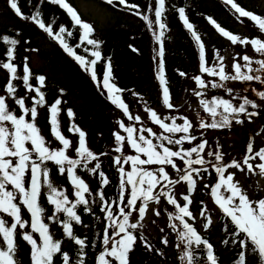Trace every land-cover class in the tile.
<instances>
[{
  "label": "snow or ice",
  "instance_id": "obj_1",
  "mask_svg": "<svg viewBox=\"0 0 264 264\" xmlns=\"http://www.w3.org/2000/svg\"><path fill=\"white\" fill-rule=\"evenodd\" d=\"M50 2L58 5L68 13L73 26H79L80 43L75 47L79 48L84 42L93 46L94 50L90 52L93 59L87 60L84 56L78 55L73 47L69 46L64 34L66 33L67 36L71 37L73 32L65 26L60 25L58 31H54L51 23H45L41 19L39 8L31 15H24L18 6V0H8L10 8L18 17L32 21L49 36L59 41L64 51L72 56L81 68L90 73L91 79L97 82L98 89L102 86L107 91L109 101L121 109L129 120L140 121V116L133 117L130 114L128 105L119 95L124 89L119 88L113 82L110 58L105 65L103 80H97L96 65L103 57L99 50L102 42L91 38L94 27L89 22L83 21L76 9L67 0H50ZM106 2L112 4L113 0H106ZM224 2L230 5L234 12L238 14V19L240 17L248 18L254 23L259 32L264 34V16L246 10L236 0H224ZM119 4L125 5L129 9H136L134 14L141 16L147 22L148 28L153 30L156 41H161L167 27L163 22L165 0H156L154 22L149 19L147 14H141L138 5H130L127 0H119ZM151 10V5H149V11ZM178 12L185 28L189 30L198 45L200 72L219 78L218 81L211 83V87L224 88L231 96L234 89L227 86L225 83L227 81H256L260 85H264V39L260 37H242L226 30L212 17H207L209 23L233 45L240 44L245 47L250 45L254 53L262 57L254 59L247 53L242 56L237 54L238 59L237 57L233 58L232 72H228L225 57L220 55L219 50H216L214 52L216 62L208 66L205 44L201 35L186 16L185 8L180 7ZM153 23L158 26L159 31L153 29ZM0 41L8 46L6 49L7 62L0 61V67L9 73V78L4 87L6 95L0 94V264H23L19 258L18 237L30 247V264H55L54 258L57 256L60 257L62 264H85L87 255L85 248L88 247L87 237L81 238L76 235L74 227L75 225H83L82 217L77 211L78 206H83L84 212H92L90 201L85 195L91 196L92 192L85 180L77 174V169L82 167L90 173H97L101 168L99 156L87 146L86 133L75 124H72L68 131L78 133V143L74 147L76 157L67 154L73 145L60 129L58 116L62 101L59 98L55 99L48 108L50 113L48 122L51 136L61 146H53L52 141H49L42 134V129L37 122V106L43 107L46 103L45 93L41 91L46 77L43 75L35 77L40 87H34L29 82L32 73L27 57L24 60L23 75H17V66L12 61L15 59L14 54L19 40L9 35H2ZM84 51L89 52L90 50L84 48ZM159 55L163 56L162 43ZM240 60L243 63H240ZM254 64L256 67H253ZM179 74L181 76L186 75L184 72ZM157 78L162 88L163 103L168 109H172L174 105L170 102L171 95L167 86L168 82L164 76L163 60L159 62ZM192 79L196 81L197 87L200 89H206L208 86L200 75H196ZM16 80H22L24 87L29 92L34 91L37 94L38 98L37 96L31 97V107H26L25 97L17 96V87L14 84ZM63 91V89L60 90L61 93ZM253 91L255 96L261 102H264V90L253 89ZM194 94L201 98L199 103L209 118V120H206L197 114L198 127L201 130L231 128L234 122L237 124L244 123V120L240 118L242 115L251 122L252 117L259 114L256 111H249V106L252 109H257L260 105L255 99H250L246 95L239 98L241 102L237 105L233 103L236 96H232V99L212 96L209 99L204 98L205 94L202 91L194 90ZM133 95L137 94L133 93ZM7 98L13 99L21 114H17L12 109L7 103ZM145 111L149 113L151 121L158 125L161 131H154L151 127L126 126L123 121H117L119 127L127 133V136L125 137L118 132L114 133L117 145L115 152L123 153L124 148L130 146L136 154H122L113 158V163L118 166L117 170L120 175L119 195L116 200L110 203L106 199L103 188L96 193L100 201V211L105 214L104 220L107 223H105L102 230V248L94 258L95 264H130L129 253L134 250L138 240L144 241L147 250H152L151 246L144 240L143 235L138 237L133 230L143 228L141 222L145 218L150 202L159 204L161 197L176 208L175 213H168L169 220H178L182 225L183 230L177 232V239L181 243L177 244L176 247L180 248L181 244L184 245L179 258L185 261L186 264H199L197 249L203 246L208 264H219L218 258L214 254V246L208 239L203 238L198 233L192 223L185 219V217L191 220L196 219L189 208V205L193 203L190 194L197 186V180L193 174L202 178L203 173L208 171L203 166L210 162L206 161L204 156L201 155V153H205L208 141L201 139L194 146L185 148V142L191 144L198 139L197 135L193 134L195 125L188 117L173 115L161 118L153 109L146 108ZM67 115L70 118L74 116L72 109L67 110ZM178 119L182 120V123H178ZM176 134L180 135L177 137ZM220 147L217 144L214 151L206 152L207 156H214L215 161L221 163L212 164L218 179L212 185L206 184L205 188L210 187V196L213 202L233 226L231 234L239 238L238 247L241 251L238 254L237 264H247L246 250L249 249L256 257L257 264H264V196H250L241 181L236 179V173L229 171L235 168L240 172H244L246 166L248 173L264 176V147L254 149L253 142L249 140L242 163L235 159L231 160L230 163L224 161V153L220 151ZM194 154L195 158H193ZM99 155H106V153ZM178 160L183 162L184 167L178 165ZM257 160L259 162L254 165L252 161ZM92 161H96L94 167L89 166ZM49 162L56 166L60 175L66 174V178L73 189L74 200L70 199L65 189L57 186L52 181L48 167ZM125 164H130V170L126 171ZM153 165L158 167H150ZM195 165L201 167H194ZM168 166L179 174L178 179L171 178L170 173L166 170ZM98 175L102 185L109 184V179L103 171H99ZM181 181L187 183V194L182 196V205L170 190L171 186L179 184ZM158 186L159 191H157ZM126 191L128 192L127 196L125 195ZM44 197H46L47 203L54 207L51 214H46L42 202ZM91 203H96V201L93 200ZM200 203L203 205V201ZM113 204L116 205L115 209ZM24 210L27 211L30 218H25ZM134 213H138V218L135 219V222H130V218L133 217ZM207 213L206 206L202 207L199 212V215L204 217L205 230L212 225V218ZM155 215H160L159 210L155 211ZM53 224L59 225L62 228L63 236L71 239L78 246L75 261L72 260L68 251L62 249V240L57 239L51 231ZM83 226L87 227V225ZM170 227L177 230L175 223L171 224ZM162 242L168 244L167 237ZM232 242L237 243V240L234 239ZM224 243L227 244L228 241H224ZM193 245L196 248H193ZM95 246L93 241L92 247Z\"/></svg>",
  "mask_w": 264,
  "mask_h": 264
},
{
  "label": "trees",
  "instance_id": "obj_2",
  "mask_svg": "<svg viewBox=\"0 0 264 264\" xmlns=\"http://www.w3.org/2000/svg\"><path fill=\"white\" fill-rule=\"evenodd\" d=\"M91 1L110 14L107 21L101 25L91 17L81 13L74 0H67L76 9L82 20L89 22L94 27L91 38L102 42L99 50L103 59L96 65L97 80H103L105 65L110 58L113 82L119 88L124 89L119 95L128 105L129 111L141 104L165 106L162 103V88L157 78L158 65L161 60H163L164 76L168 82L167 86L169 87L170 102L172 104L179 99V94L188 78L191 79L192 76L194 77L199 72V48L180 19L178 12L180 7L185 8L186 16L201 35L205 44L208 63L213 59L216 50H219L220 53L226 51L230 41L209 23L207 17H212L226 30L235 34L238 33L236 30L237 26L246 28L250 33L254 32L247 25L250 22L249 19L244 17L238 19V14L224 0H165L163 22L167 27L164 30V36L158 42L153 35V30L148 28L147 22L141 16L134 14L136 9H129L125 5L119 4V0H113L112 4H108L106 0ZM236 2L246 10L260 15L256 0H236ZM127 3L138 5L142 15L147 14L150 20L155 21L154 9L156 0H127ZM149 5H151V11H149ZM18 6L24 15H31L39 8L41 19L45 23H51L54 31H58L60 25L65 26L73 32L71 37L67 36L66 33L64 34L69 46L73 47L78 55L84 56L87 60L93 59L90 54L91 50H94L93 46L84 42L79 48L75 47L80 43L79 26H73L70 16L64 9L51 3L50 0H18ZM153 29L159 31L155 23H153ZM2 35H9L19 40L14 54L15 59L12 61L17 66V75H23L24 60L27 57L32 73L29 82L34 87H40L35 77L38 75L46 77L45 84L41 87V91L45 93L46 103L43 107L37 106L38 126L48 132L50 126L48 122L50 116L48 107L55 99L59 98L62 101L60 105L61 111L58 116V120L62 122L60 128L67 130V126L77 125L86 133V141L91 145L92 149H99L103 140L108 143L114 126H116L112 116L116 115V113L123 116V112L109 101L107 91L102 86L100 89L97 88V82L91 79L90 73L81 68L79 63L64 51L59 41L49 36L32 21L18 17L10 8L8 0H0V36ZM161 43L163 45L162 57L159 55ZM7 47L0 41V61L7 62ZM84 48H88L90 51L85 52ZM30 52L34 53L37 58V63L34 65H31L29 61L28 54ZM180 72H184L186 75L181 76ZM8 78L7 70L0 67V91L3 95H6L4 87ZM14 84L17 87V96L25 97L26 107H31V97L37 96V94L34 91L29 92L24 87L22 80H16ZM61 89L64 90L63 93L60 92ZM194 89L203 90L197 87V83ZM215 92L219 93L218 91ZM133 93L137 95H133ZM7 103L17 114L19 113V108L14 104L12 98H7ZM238 103L239 100L237 99L234 104L238 105ZM68 109H72L74 113L71 118L67 115ZM262 113L258 117L256 116L257 124L249 125L250 129H254L257 126H260L261 129L264 128ZM48 167L51 179L65 180V176L58 173L56 166L49 162ZM101 169H104L105 174L108 173V178L111 177V185L101 186L99 190L103 188L106 193V199L111 203L116 200L112 183L113 173H110V164H108V167L102 166L97 173ZM77 171L81 176L87 178L90 189H94L99 185L96 173H89L82 167H78ZM86 172L88 173L87 175ZM212 179L211 171L209 178H206L204 182H209ZM203 188L205 186L200 183L197 184L191 198L193 203L189 205L190 210L196 213L194 223L189 221L188 218L186 220L192 223L198 233L203 238L208 239L214 246V254L217 256L219 264H237L238 254L241 251L238 247L239 238L231 234L233 226L228 218L224 217L219 209H208L207 214L212 218V225L209 229H204V217L199 215L201 210L200 202L203 199V192L200 190ZM206 195L208 194L206 193ZM86 196L91 200L88 194ZM90 197L96 201V203L90 202L91 213L84 212L83 206H78L77 208L78 213L82 217L83 225H87V227L83 225H75L74 227L76 235L81 238L87 237L86 243L88 247L85 248L87 253L85 264H95L94 258L102 248V230L105 223H107L104 220L105 214L100 211L99 197L95 196V193ZM176 198L180 203V198ZM42 202L46 209V214H51L54 208L47 203L46 197L42 198ZM113 208L115 209V204H113ZM61 218L63 219L62 214ZM167 227L169 229L168 225ZM177 229L178 231L183 230L179 221L177 222ZM51 231L57 239L62 240V249L68 251L72 260L75 261L78 246L71 239L63 236L62 228L59 225L53 224ZM109 231L111 233V229ZM135 232L134 234L139 237L140 235ZM170 232L175 233L173 229ZM169 239L166 247H162L163 245L157 237H154L153 240L149 239L146 242L151 246V251L147 250L144 244L138 240L134 250L129 253L130 264H181L182 260L179 257L184 247L177 248V242L173 240V237ZM234 239L237 240V243L232 242ZM93 241L95 242V247H92ZM224 241H228V243L226 244ZM17 242L19 258L23 264H30V247L19 237ZM193 248H196V246L193 245ZM167 250L169 252H166ZM246 251L247 264H257V259L251 250ZM197 253L199 255V264H208L203 246L197 249ZM54 260L55 264H62L59 256L55 257Z\"/></svg>",
  "mask_w": 264,
  "mask_h": 264
},
{
  "label": "rangeland",
  "instance_id": "obj_3",
  "mask_svg": "<svg viewBox=\"0 0 264 264\" xmlns=\"http://www.w3.org/2000/svg\"><path fill=\"white\" fill-rule=\"evenodd\" d=\"M74 3L77 6V8L81 11V13L91 17L100 25L103 24L105 21H107V19L110 16L109 12H107L105 9L98 6L95 2H93L91 0H74ZM256 4L258 6V10L260 11V15L264 16V0H256ZM249 21L250 22L247 23V25H249L250 28L254 31V32H252L254 34L251 35L252 33L248 32L247 29L243 28L242 26L236 27V30L238 31L237 34H239L242 37H245V36L250 37V38L251 37H260L261 39H264V34H261L259 32V30L256 28V26L254 25V23L251 20H249ZM245 53H247L249 56L253 57L254 59L262 58V57H260L259 54L254 53V50L252 49V47L250 45L245 47V46H242L240 44L233 45L230 42V45L226 48V51H222L220 53V55L225 57L226 70L228 72H232L231 66L233 64V58L237 57V59H238L237 54L242 56ZM28 55H29V61H30L31 65L36 64L37 58H36L35 54L30 52ZM215 62H216L215 58L213 57V59L208 63V66H211ZM240 63H243V61L240 60ZM253 67H256V65L254 64ZM7 74L9 75L8 72H7ZM200 74L203 77V79L205 80L206 84L208 85L206 87V89L201 90L202 92H204V94L206 96V97L204 96V98L210 99L212 96H216V97H223L225 99H232V96H236V99L233 100V103L237 99L239 100V103H240L241 101L239 98L241 96L246 95L250 99H255L256 102L260 105L259 108H257V109H252L249 106V111H256L259 114L263 112L262 117H264V102H261L259 100V98L255 96V92L253 91V89L264 90V85H260L259 82H256V81H251V82L227 81V82H225L227 84V86L234 89L233 94L230 96L224 88H213V87H211V83L218 81V79H219L218 77H211L206 73H201L199 70V72L196 75H200ZM194 81H195L194 79L188 78V81L182 87V90L179 94V99L173 103L174 107L172 109H168L165 106H161V105L141 104L140 106L134 107V108H132L131 111H129L133 117H135L137 115L140 116V118H141L140 121L129 120L127 118V116L124 115V113H123V116L118 115L116 113V115L112 116V120H113V122L114 121L116 122V126H114V130L112 132L110 141L108 143H106L103 140L100 144L99 149H92L91 145L87 143V146L94 153H96L99 156V162L101 164V167L102 166L108 167V164H110V173L111 174L113 173V177H114L112 183H113V189L115 190V198L116 199L118 198V195H119L120 175H119V172L117 170L118 166L113 163V158L115 156H119L122 154L123 155H135L136 154L135 151L130 148V146H126L124 148L123 153L115 152V148L117 147V145L115 142L114 133L118 132L119 134L124 135L125 137L127 136V133L124 132V130L119 127V124L117 123V121H123L126 126L134 125L136 128H140L141 126L151 127V128H153L154 131H157V132L161 131L159 129V126L154 124L151 121L149 113L147 111H145L146 108L155 110L161 118H163L164 116H173V115L177 116V117L186 116L193 122V124L195 125L193 134L197 135L198 139H197V141H193L191 144H188L187 142H185V145H184L185 148L194 146L195 144L200 142L201 139H206L208 141V145L206 146L205 153H201V155L204 156V159L206 161L210 162V163H207L206 165L203 166V167H206L208 169V171L203 173L202 178L197 177L195 174H193L194 178L197 180V184L200 183L203 186H205V183H208L207 185H212L218 179L214 169L212 168V164H217V163H221V162L215 161L214 156L209 157L206 155V152L214 151L216 149L217 144H219L221 146L220 151H222L224 153V161L229 162V163L233 159L238 160L242 163L243 157L246 153V145L249 142V140H251L253 142L254 149H259L261 147H264V128L261 129L260 126H257L254 129H250V126H249L251 124H257L256 116L258 117L259 114L252 117L251 122H249L247 117L242 115L240 118L244 120V123L243 124H237L234 122L233 126L231 128L206 129V130L199 129V127H198L199 121L197 118V114H199V116H201V117H204L206 120H209V118H208L207 114L203 111V108L201 107V105L199 103V100L201 98L197 97L194 94V90L198 91L197 89H194V87L196 85V83H195L196 81L195 82ZM245 89H247V91H245ZM215 91H218L219 93H216ZM0 94H2L1 91H0ZM18 114H21L20 110H19ZM49 115H50V113H49ZM59 121H60V126H61L62 122H61V120H59ZM166 122L170 123L171 121H166ZM177 122L182 123V120L178 119ZM69 127L70 126L66 127L67 130H63L62 128H60V129H61V132L66 136V138L70 139V141L72 142V145H73V147H71L68 150L67 154L71 157H76L74 147L78 143V133L69 132L68 131ZM201 132L203 133L202 136H201ZM42 134L49 141H52L53 146H56V147L61 146L59 144V142L55 141L53 139V137L51 136L50 126L48 129V132L42 130ZM145 135H147V133H145ZM179 135L180 134H176L177 137ZM125 144H126V141H125ZM174 148H175V146H174ZM101 153H106V155H99ZM193 158H195V154H194ZM257 162H259V161L258 160L252 161V163L254 165ZM95 163H96V161H92V162H90L89 166L94 167ZM177 163L180 167H184L183 162L178 160ZM124 167H125L126 171L130 170V164H125ZM150 167L155 168L158 166L153 165ZM194 167H201V166L195 165ZM166 170L170 173V176L172 179H178L179 174L175 173V171L173 169H171L170 166H168L166 168ZM101 171H103L105 173L104 169H101ZM211 171H212L213 179L209 182H204L206 178H209ZM229 171L236 173V179L241 181L243 186L249 192L250 196H256V195L264 196V176L252 175V174L248 173L246 166H245L244 172H240L239 170H237L235 168L230 169ZM87 172H86V175L88 174ZM77 174L80 175L78 171H77ZM96 175L99 179V185L94 189L91 188V192H92V194L95 193V196H96V193L101 186H103V187L106 186V185L101 184L100 177H99L98 173H96ZM64 176H65V180L61 181V180L52 178V181L57 186L65 189L66 193L69 194L70 199L74 200L75 196L73 194L72 186H71L70 182L67 180L66 174ZM106 176L108 177V173L106 174ZM81 177L87 183V180H86L87 178L86 177L84 178L83 176H81ZM108 179H109V186H110L111 185L110 184L111 183V177H109ZM186 189H187V183L184 181H181L179 184H175V185L171 186L170 190L175 194L176 197H179V196H183V192ZM94 190H96V191H94ZM157 191H159V186H158ZM200 191L203 192V199H201V201H203V205L201 204L200 208L206 206L207 209H218V207L215 205V203L213 202V200L210 196V187L209 188H203ZM206 193L208 195H206ZM125 195L126 196L128 195L127 191L125 192ZM190 195H191V197H193V193H191ZM89 198L91 199V200H89L90 202H92L94 200L90 196H89ZM137 203L139 204V201ZM115 208H116V205H115ZM156 210H159V212H160L159 216L155 215ZM126 211H127V209H126ZM169 212L175 213L176 208L174 205L168 204L167 201L163 197H161V202L159 204H157L155 202H150L149 209L146 212L145 218L141 222L143 224V228H139V229L133 230V231H136L139 235H143L145 241H149V239L153 240L154 237L159 238L162 245H163L162 247L167 246V244H164L162 242L165 237H167V239H169L170 237H173V240L176 241L177 244L181 243L177 239L176 231H178V229L174 230L175 233L170 232L172 230L170 225L173 223H175L177 225L178 220H175V219L169 220V218H168ZM192 213L194 215H196L195 212H192ZM24 216H25V218H30L26 210H24ZM117 216H118V213H117ZM136 218H138V213H134L133 217L130 218V222H135ZM167 225L169 226V229H168ZM161 229H163V231H161ZM169 240H168V242H169ZM140 242L142 244H144V241H140ZM181 247H184V245L181 244ZM166 252H169V250H167ZM181 264H186V263L184 261H182Z\"/></svg>",
  "mask_w": 264,
  "mask_h": 264
}]
</instances>
